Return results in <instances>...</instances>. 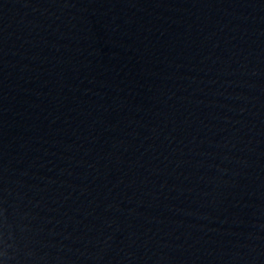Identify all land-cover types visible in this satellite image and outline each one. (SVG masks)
Listing matches in <instances>:
<instances>
[{"label":"water","instance_id":"95a60500","mask_svg":"<svg viewBox=\"0 0 264 264\" xmlns=\"http://www.w3.org/2000/svg\"><path fill=\"white\" fill-rule=\"evenodd\" d=\"M0 264H264V0H0Z\"/></svg>","mask_w":264,"mask_h":264}]
</instances>
